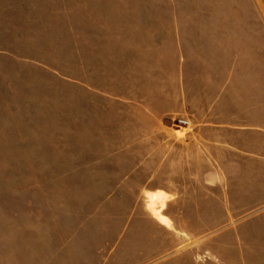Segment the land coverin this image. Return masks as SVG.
Instances as JSON below:
<instances>
[{
  "label": "rangeland",
  "instance_id": "1",
  "mask_svg": "<svg viewBox=\"0 0 264 264\" xmlns=\"http://www.w3.org/2000/svg\"><path fill=\"white\" fill-rule=\"evenodd\" d=\"M174 5L200 16L220 11L250 38L264 31V0ZM110 6L97 0H0V264H213L214 242L232 240L235 233L244 237L252 215L264 212V112L261 130L245 131L240 141L249 153L239 158L230 180H221L230 199L213 204L206 188L199 206L187 204L182 211L171 205L167 211L172 197L162 192L153 204L152 193L107 196L97 188L94 171L119 169L104 157L134 153L103 146L118 130L106 128L116 117L93 82L102 68L93 58L101 52L92 14ZM244 50L246 73H262L264 81V45ZM103 67L105 75L115 73L116 63ZM172 130L178 138L188 131ZM36 205L44 206L43 223L21 237L17 214ZM158 210L178 224L158 219ZM74 228L76 235L69 231Z\"/></svg>",
  "mask_w": 264,
  "mask_h": 264
},
{
  "label": "crops",
  "instance_id": "2",
  "mask_svg": "<svg viewBox=\"0 0 264 264\" xmlns=\"http://www.w3.org/2000/svg\"><path fill=\"white\" fill-rule=\"evenodd\" d=\"M97 1L111 6L92 14L98 27L94 45L101 52L93 58L102 68L93 82L100 96L110 100L109 114L116 117L106 128L118 130V137L103 146L134 149L104 157L119 169L94 171L97 188L107 196L162 192L172 197L167 211L171 205L182 211L187 204L199 206L206 188L213 204L230 199L232 193L221 180H230L239 158L249 153L241 147L244 132L262 128L263 75L246 73L244 49L252 44L263 48V29L250 38L252 33L231 25L220 11L200 16L178 10L174 0ZM105 62L116 63L115 73L105 75ZM178 117L192 125L181 127L188 130L182 138L172 130ZM144 148L147 153H140ZM42 210V205L20 209L21 237L34 232L35 222L43 223ZM164 217L178 224L171 214ZM248 222L244 237L235 233L232 240L214 242L213 264H264V212ZM77 230L69 231L76 235Z\"/></svg>",
  "mask_w": 264,
  "mask_h": 264
},
{
  "label": "built area",
  "instance_id": "3",
  "mask_svg": "<svg viewBox=\"0 0 264 264\" xmlns=\"http://www.w3.org/2000/svg\"><path fill=\"white\" fill-rule=\"evenodd\" d=\"M172 121H173V125L176 126L177 128H181L183 126L192 127L191 122L185 118H175Z\"/></svg>",
  "mask_w": 264,
  "mask_h": 264
},
{
  "label": "bare ground",
  "instance_id": "4",
  "mask_svg": "<svg viewBox=\"0 0 264 264\" xmlns=\"http://www.w3.org/2000/svg\"><path fill=\"white\" fill-rule=\"evenodd\" d=\"M163 196V194L158 193V194H151V198H152V203L155 204L157 203L158 199ZM151 201V199H150ZM160 210L156 211V217L160 220L166 221V218L159 212Z\"/></svg>",
  "mask_w": 264,
  "mask_h": 264
}]
</instances>
